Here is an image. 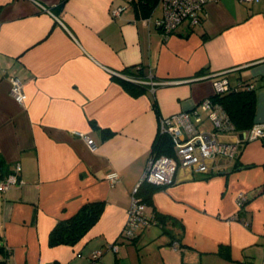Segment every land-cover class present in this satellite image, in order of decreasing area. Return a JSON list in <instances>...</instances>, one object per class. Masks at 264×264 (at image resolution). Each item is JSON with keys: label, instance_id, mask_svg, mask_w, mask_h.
<instances>
[{"label": "crops", "instance_id": "0c3cea01", "mask_svg": "<svg viewBox=\"0 0 264 264\" xmlns=\"http://www.w3.org/2000/svg\"><path fill=\"white\" fill-rule=\"evenodd\" d=\"M60 1L0 0V183L20 166L15 183L0 189L8 264H264V139L243 132L219 136L239 141L235 158L216 156L208 173L179 169L145 206L155 223L132 240L121 236L159 118L195 109L211 129L199 107L214 95L209 75L253 82L254 124H264V0L208 2L198 24L184 20L168 35L155 23L157 3L143 15L129 0H65L58 9ZM134 65L154 91L134 96L116 79ZM12 75L25 84L23 106L10 95ZM99 200L104 211L84 238L49 245L58 220Z\"/></svg>", "mask_w": 264, "mask_h": 264}, {"label": "built area", "instance_id": "2783aa9c", "mask_svg": "<svg viewBox=\"0 0 264 264\" xmlns=\"http://www.w3.org/2000/svg\"><path fill=\"white\" fill-rule=\"evenodd\" d=\"M218 0H157L160 6L161 15L155 20L156 25L166 34H170L184 20L190 24H198L204 13L208 2ZM244 2L255 3L258 0H242ZM40 7H43L37 2ZM125 5H119L112 9V15H118L124 9ZM214 88V94H224L229 90H236L238 84L232 82L227 72H218L209 75ZM149 85L151 91H154L156 82L150 79L143 81ZM10 95L19 105H24L27 94L25 92L24 82L17 76L9 77ZM253 82L248 84V88H254ZM199 107L203 110L211 123V129L201 128V119L197 110L191 112L180 111L159 118V134H167L171 138L173 154H152L148 160L145 171L134 186L130 194V204L127 211V219L122 228L121 236L125 240H131L136 237L137 231L141 227H146L155 223L154 218L145 215V203L138 196L139 185L145 181L156 185H170L175 180L176 172L183 169L190 173H208L211 168V161L216 156H226L235 158L240 150V143L230 142L220 139V135L235 132L234 125L228 114L222 108L221 104L213 101L210 97L204 98ZM76 135L82 136L91 150L97 149L96 142L84 133L76 132ZM246 140L264 139V124L255 123L252 127L242 133ZM20 170L19 164L14 166V171L1 181L0 189L6 190L17 180V173ZM110 184H115L120 177L117 172L109 173L107 176ZM245 198L238 194L237 203L241 211L244 206ZM110 247L114 250L117 245ZM171 247L177 248V242H173ZM102 254L101 250L94 251L91 259L96 260Z\"/></svg>", "mask_w": 264, "mask_h": 264}, {"label": "trees", "instance_id": "16d2710c", "mask_svg": "<svg viewBox=\"0 0 264 264\" xmlns=\"http://www.w3.org/2000/svg\"><path fill=\"white\" fill-rule=\"evenodd\" d=\"M65 0H61L58 9L62 7ZM136 8H139L143 15L151 12L157 0H129ZM146 17V16H145ZM202 19V18H201ZM125 77H116L123 88L131 95H138L148 90L149 85L144 83L148 74L143 65L128 66L123 69ZM238 84L236 90H229L224 94H214L210 98L221 104L232 121L235 131L244 132L249 130L254 124L256 114L255 89L248 88V81H235ZM154 106L155 102H154ZM152 153L156 155L173 154L172 141L167 134H158L152 144ZM3 162L0 159V167ZM161 185H156L143 181L138 188L140 200L149 205L152 194ZM105 202L102 200L86 202L70 217L58 220L48 235L50 246L74 245L86 236L92 226L99 220L104 211ZM157 219H161L155 213ZM155 219V218H154ZM134 239V238H133ZM132 240V239H131ZM8 251L0 242V264H8Z\"/></svg>", "mask_w": 264, "mask_h": 264}]
</instances>
